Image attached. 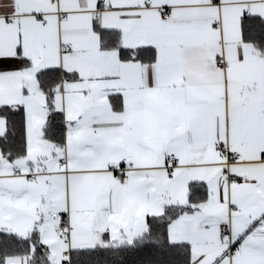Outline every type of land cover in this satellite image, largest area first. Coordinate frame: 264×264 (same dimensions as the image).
<instances>
[{
  "label": "snow or ice",
  "instance_id": "6c2138e0",
  "mask_svg": "<svg viewBox=\"0 0 264 264\" xmlns=\"http://www.w3.org/2000/svg\"><path fill=\"white\" fill-rule=\"evenodd\" d=\"M0 264H264V0H0Z\"/></svg>",
  "mask_w": 264,
  "mask_h": 264
}]
</instances>
